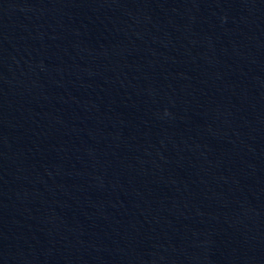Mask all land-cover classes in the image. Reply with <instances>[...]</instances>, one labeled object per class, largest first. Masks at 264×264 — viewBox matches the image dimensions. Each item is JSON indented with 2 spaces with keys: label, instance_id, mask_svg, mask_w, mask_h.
<instances>
[{
  "label": "water",
  "instance_id": "obj_1",
  "mask_svg": "<svg viewBox=\"0 0 264 264\" xmlns=\"http://www.w3.org/2000/svg\"><path fill=\"white\" fill-rule=\"evenodd\" d=\"M0 264H264V0H0Z\"/></svg>",
  "mask_w": 264,
  "mask_h": 264
}]
</instances>
